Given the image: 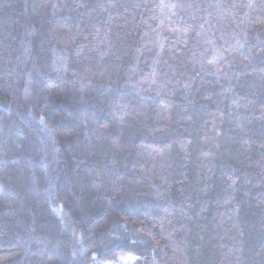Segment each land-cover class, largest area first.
Instances as JSON below:
<instances>
[{
  "label": "trees",
  "instance_id": "16d2710c",
  "mask_svg": "<svg viewBox=\"0 0 264 264\" xmlns=\"http://www.w3.org/2000/svg\"><path fill=\"white\" fill-rule=\"evenodd\" d=\"M0 264H264V0H0Z\"/></svg>",
  "mask_w": 264,
  "mask_h": 264
}]
</instances>
